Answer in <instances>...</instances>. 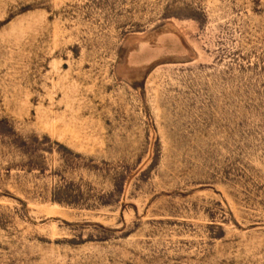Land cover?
I'll return each mask as SVG.
<instances>
[{"label": "rangeland", "instance_id": "1", "mask_svg": "<svg viewBox=\"0 0 264 264\" xmlns=\"http://www.w3.org/2000/svg\"><path fill=\"white\" fill-rule=\"evenodd\" d=\"M0 264H264V0H0Z\"/></svg>", "mask_w": 264, "mask_h": 264}]
</instances>
